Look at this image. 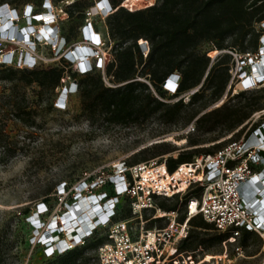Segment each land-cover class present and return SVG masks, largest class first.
Segmentation results:
<instances>
[{"label": "built area", "instance_id": "1", "mask_svg": "<svg viewBox=\"0 0 264 264\" xmlns=\"http://www.w3.org/2000/svg\"><path fill=\"white\" fill-rule=\"evenodd\" d=\"M98 2L107 13L113 9L110 0ZM43 6L42 11H35L30 2L23 6L0 4V16L10 23L7 27L0 26V62L27 67L41 63L36 54L20 50L22 42L34 49L37 41L43 40L56 47L60 45L59 49L64 46L66 37L59 21L61 12L55 10L51 0H45ZM95 7L92 5V9ZM87 12L91 14V8ZM20 18H25L26 23L15 22ZM83 37L91 40L82 44L83 50H79L78 44L73 49H64L63 55L69 62H75L79 72L93 67L104 68L112 57L110 48L108 51L103 48L111 44L107 36L100 42V36L87 22ZM139 42L146 45L148 40L141 37ZM7 43L11 46L4 51L2 47ZM258 47V51L245 54L228 49L235 56V65L240 64L238 71L244 88L264 82V33ZM248 55L249 59L259 57L251 68L247 65ZM179 75L173 72L165 80L164 85L172 93L178 87ZM249 76L250 82L245 80ZM171 77L176 82L174 87L167 82ZM77 89V82L65 85L57 100H61L63 93L67 97L68 92ZM256 114L258 118H264V107ZM194 128L192 123L187 131ZM244 136L213 151L195 155L191 161L179 163L174 170L165 159L155 157L134 163L123 160L111 171L100 168L94 177L88 174L79 188L72 189V201L66 202L64 212H55L49 220H42L39 215L48 211L49 206L45 201L38 204L36 215L30 216L38 224L35 230L37 243L48 256L61 254L81 245L96 230L104 229L107 239L95 250L98 264H196L195 251H183L179 247L181 240L189 235L190 220L196 215L203 217L209 227L207 230L212 233L231 231L222 241L225 246L227 242L240 239L244 228L260 235L264 241V121L253 134L246 139ZM62 188L64 193L66 185ZM195 188H200L199 194L184 203L182 215L179 208L167 210L158 205L161 199L182 196ZM126 199L131 209L129 217L115 219L119 205ZM84 203L95 213L89 218L84 208L80 210L87 219L86 227L81 230L75 220L81 216L78 211ZM146 212L151 214L146 215Z\"/></svg>", "mask_w": 264, "mask_h": 264}, {"label": "rangeland", "instance_id": "2", "mask_svg": "<svg viewBox=\"0 0 264 264\" xmlns=\"http://www.w3.org/2000/svg\"><path fill=\"white\" fill-rule=\"evenodd\" d=\"M40 1L30 0L42 11L45 8L42 6L43 3H39ZM69 1L71 0L55 4L51 0L55 10L61 12L59 21L62 32L71 37L64 46L59 49L60 45L56 47L43 40L37 41L34 49L30 44L26 45L22 42L21 51L28 50L36 54L42 64L55 63L64 54V49H73L78 44L82 47V44L91 42L90 39L83 37V27L87 22L100 36V42L104 40L107 12L100 6L99 0H81L86 6L89 2L96 6L95 9H92V6L87 7L86 9L91 8L92 12L91 14L87 12V17L83 19L77 12L74 16L68 14L64 3ZM154 1L136 0L132 4L124 2L121 4L130 8H139ZM15 22L26 23L25 18ZM260 26L263 28L262 35L264 22H261ZM208 45L209 43L205 42L200 48L205 50ZM10 46L11 44L7 43L2 48L5 51ZM110 47L111 44H108L103 48L108 51ZM219 52V49L214 48L209 54L215 57ZM258 59L259 57L255 56L254 59H249L248 68H251L253 62ZM70 64V68L77 71L76 76L79 77L83 72L76 69L75 62ZM5 66L8 65L0 64V264H49L50 260L55 259V254L48 256L43 246L37 243L35 230L38 224L30 216L36 215L38 204L44 201L49 209L39 215L40 219L49 220L53 213L64 212L67 208L66 202L72 201V189L79 188L80 182L86 179L88 174L94 177L100 168L111 171L123 160L130 163L155 157L165 159L171 153L176 156L180 151L194 150L197 147L210 146L217 149L230 140L242 138L245 134L246 139L251 133V125L258 118V114L255 115L258 111L256 110L249 119L233 128L223 125L206 130L198 125L197 119L203 113L223 104L233 93L244 88L238 71L240 64L237 63L233 69L234 76L230 79L233 82L230 94H227L226 90L219 98L211 99L207 89L206 95H200L196 101L184 106L182 116L175 123L165 122L159 115H154L139 123L126 124V126L108 124L102 119L92 124L80 113L79 86L77 91L68 92L67 97L59 102L57 99L60 90L65 85L77 82L76 76L69 75L70 72L61 78V84L54 92H45L42 101L39 102L37 101L40 90L38 84L36 82L24 84L18 78L1 77ZM100 68L104 69L103 66ZM262 84L260 87L247 89L244 95L236 96L230 101L241 104L248 100L264 106V82ZM199 86H194L190 90L193 88L196 90ZM190 90L169 97V101H174L183 94L185 100H188ZM167 92L169 96L173 94L170 90ZM23 94L32 107L37 105L35 126H26L12 112L13 100ZM251 118L253 119L250 120ZM258 121L263 122L264 118L260 117ZM192 123L195 128L189 132L187 127ZM2 142L8 146L6 149ZM159 143H167L176 150L165 154L154 153V146ZM218 144L221 145L217 146ZM146 147L149 151L142 154L143 148ZM64 184L66 190L62 193ZM183 198L184 196L179 194L161 200L169 204L177 203L182 215L184 204L180 201ZM124 205L127 206V203ZM150 214L151 212H146V215ZM99 231L100 235L106 233L104 229ZM211 234L213 233L202 231L200 236L206 238ZM193 249L196 264H263L264 262V241L256 233H252L247 243H242L238 239L227 242L226 246L222 242H215L211 245L199 244ZM84 256H88L89 259L86 261L81 259L80 264H98L95 249L87 248L82 257Z\"/></svg>", "mask_w": 264, "mask_h": 264}, {"label": "trees", "instance_id": "3", "mask_svg": "<svg viewBox=\"0 0 264 264\" xmlns=\"http://www.w3.org/2000/svg\"><path fill=\"white\" fill-rule=\"evenodd\" d=\"M61 1L64 0H53L55 4L62 3ZM3 2L23 6L30 0H0V3ZM110 2L114 9L107 13L105 36L109 42L113 40L110 47L112 57L103 70L100 67H93L92 70L77 77V71H73L69 60L61 55L55 63H39L28 67L0 62L8 65L2 69L1 77L18 78L24 84L36 82L40 87L37 98L40 102L43 94L54 92L60 86L61 78L70 72L69 75L76 76L79 86L80 113L92 124L102 119L108 124L126 126L154 115H159L165 122L175 123L182 116L184 106L196 101L200 95H206L207 89L211 99L219 98L226 90L227 94L231 93L233 86L230 80L231 68L235 65V56L228 49L243 54L259 50V38L263 32L260 23L264 21V0H155L154 3L139 8L121 4V2L132 4L136 0ZM30 3L35 11H41L37 4ZM39 3L44 4L45 0ZM64 5L70 16L77 12L83 19L87 17L86 8L94 4L89 2L86 6L81 0H71ZM63 35L66 41L71 38L64 33ZM141 37L148 40L146 45L139 42ZM205 42L209 45L203 50L200 46ZM214 48L220 52L212 57L209 51ZM173 72L180 74L179 83L174 93L169 96L163 81ZM168 85L174 87L175 84L168 81ZM197 85L200 86L190 92L188 100H185L183 94L174 101H169V97ZM262 85L255 84L252 88ZM250 88L239 89L223 104L207 110L197 119L198 125L206 130L223 125L233 128L249 119L256 110L263 109L264 106L248 100L241 104L232 103L230 100L244 95ZM12 112L26 126L37 124V105L32 107L25 94L15 97ZM259 123L260 121L258 123L256 121L251 125L249 135L256 131ZM2 144L5 149L8 147L5 143ZM154 148V153L158 154L176 150L167 143L155 144ZM213 148L197 147L194 150L180 151L176 156L171 153L165 161L169 168L174 170L179 163L191 161L195 155L215 150ZM147 151H149L147 147L143 148L142 154H146ZM199 190L200 188H195L187 192L180 202L184 204L193 195H198ZM158 205L167 210L179 208L177 203L169 204L164 200L159 201ZM130 212L129 201L126 199L119 205L114 218L129 217ZM190 225L192 227L189 235L179 243L180 250L195 251L193 248L199 244L211 245L222 242L231 234L230 230L215 231L206 238L201 237L202 231H210L207 230L209 228L207 222L200 215L191 218ZM99 230L87 237L81 245L64 253L55 254V259L50 260L49 264H80L88 260V256L82 257L85 250L87 248L96 250L98 245L107 239L106 233L100 235ZM252 233L255 232L244 228L240 242L247 243ZM81 259L83 260L80 261Z\"/></svg>", "mask_w": 264, "mask_h": 264}, {"label": "bare ground", "instance_id": "4", "mask_svg": "<svg viewBox=\"0 0 264 264\" xmlns=\"http://www.w3.org/2000/svg\"><path fill=\"white\" fill-rule=\"evenodd\" d=\"M125 3V2H124ZM149 4V3H148ZM9 22L6 20V18L5 17H3V16H0V26H2V25H4V26H9ZM79 48V50H83V46L81 47V46H79L78 47ZM0 57H2L1 55H0ZM259 63H261L260 61H258ZM246 81H251L252 79H251V77L249 76L248 78H246L245 79ZM168 81H170V82H172V83H174V84H176V82H174V78L173 77H171V78H169L168 79ZM167 81V82H168ZM244 84V83H243ZM65 93H63V95L61 96V100H62V97L64 98L65 96ZM61 100L59 101V102H61ZM84 208V213H85V215H87V217H89V218H91L93 215L92 214H94L95 213V210L91 207V206H89L87 203H84V205H83V207H81L80 209H79V211H78V213L79 214H81V216L79 217V216H77V218H76V223H78V224H80V226H81V230L82 229H84V227H86V225H87V219L85 218V216L80 212V210L81 209H83ZM71 227H72V225H71ZM70 227V228H71ZM70 228H67V231H69L70 230ZM81 232H84V231H81Z\"/></svg>", "mask_w": 264, "mask_h": 264}, {"label": "water", "instance_id": "5", "mask_svg": "<svg viewBox=\"0 0 264 264\" xmlns=\"http://www.w3.org/2000/svg\"><path fill=\"white\" fill-rule=\"evenodd\" d=\"M163 82L165 83V80Z\"/></svg>", "mask_w": 264, "mask_h": 264}]
</instances>
